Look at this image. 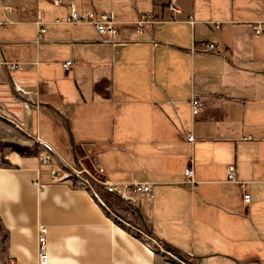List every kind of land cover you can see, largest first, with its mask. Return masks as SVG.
Listing matches in <instances>:
<instances>
[{
    "label": "crops",
    "instance_id": "crops-1",
    "mask_svg": "<svg viewBox=\"0 0 264 264\" xmlns=\"http://www.w3.org/2000/svg\"><path fill=\"white\" fill-rule=\"evenodd\" d=\"M170 2L177 21L135 31L138 12L162 17ZM71 6L112 12L128 42L102 43L91 24L53 22ZM37 11L46 27L40 44ZM256 20L264 0H0V60L18 62L14 72L0 64V264H37L39 225L47 264H182L116 223L71 176L52 182L41 148L70 165L89 149L110 181L151 182L152 198L138 196L135 206L109 195L115 212L142 221L187 263L264 264V35L252 34ZM206 42L222 52L201 51ZM192 94L204 103L194 121ZM229 165L247 182L248 205L227 180ZM187 166L193 189L182 183Z\"/></svg>",
    "mask_w": 264,
    "mask_h": 264
},
{
    "label": "built area",
    "instance_id": "built-area-1",
    "mask_svg": "<svg viewBox=\"0 0 264 264\" xmlns=\"http://www.w3.org/2000/svg\"><path fill=\"white\" fill-rule=\"evenodd\" d=\"M168 11L162 17H157L153 12L144 11L138 12L137 18L133 21L134 29L137 33H143L146 29H149L153 26L177 21L176 15L179 12V9L170 2L167 5ZM54 23H67V24H91L94 26L96 32L100 37V42L111 44V45H124L128 41L121 37L118 29V24L114 18L112 12H100L95 10L87 11H78L74 6H71L68 15L61 18H54ZM188 22L193 26L196 22L192 15H189ZM36 37L35 43L40 44L44 40L46 33L45 22L43 21V15L41 11L36 13ZM213 26L215 29H219L220 23L214 22ZM251 31L255 37L264 35V20H256L251 23ZM149 42L156 46L158 43L154 39H150ZM200 50L203 52H214L220 53L222 49L219 45L212 42H206L201 45ZM196 47L192 46L190 52H195ZM0 64L5 66L6 69L10 72H14L18 69V62L0 60ZM73 65V61L69 60L62 64L64 71L69 70ZM18 94L29 101H32L33 93L31 91L25 90L22 87H16ZM190 107V116L191 121L197 119L199 114L204 108L203 101L195 94H192L189 99ZM3 115L0 113V116ZM5 119L16 125L20 130L25 131V127L22 123L16 122L13 118L8 116H3ZM186 141L189 143L195 142V137L191 132L186 133ZM250 137H245V139ZM84 152L87 155L82 157L76 156L77 165L73 166L67 163L64 159L54 158L53 155L46 148H41L38 151V159L40 163H49L52 164L50 169V177L52 182H61L65 177L71 175L75 176V182L79 188L87 191L91 197L96 201L98 205L104 208L106 211H109L111 215L114 213L109 210L106 205V202L102 198V195L105 193L107 195H113L127 205L135 206L137 197L141 196L145 200L149 201L152 198V183L149 181H133L128 183H115L110 181L104 174H102V169L96 157L93 156L91 150L84 149ZM83 160H88L92 168H94L100 177H96L95 173L91 171L90 168L82 164ZM57 165H60L63 169V173H60L57 169ZM227 180L231 182H236L239 185L241 191L242 202L244 205H248L251 200L250 193L247 191V182L238 181L236 179L235 167L234 165H229L227 169ZM182 183H188L190 188L193 189L196 187L197 181L193 176V171L191 166H187L184 169V179ZM123 226L135 236L138 234L144 238V243L151 249L160 253L162 257L168 262H177L182 264H189L184 261L181 255L177 254L174 250L166 246L150 231L143 232L136 225H132L128 222L122 221ZM37 251L38 259L37 264H47V227L45 225H39L37 229Z\"/></svg>",
    "mask_w": 264,
    "mask_h": 264
},
{
    "label": "rangeland",
    "instance_id": "rangeland-1",
    "mask_svg": "<svg viewBox=\"0 0 264 264\" xmlns=\"http://www.w3.org/2000/svg\"><path fill=\"white\" fill-rule=\"evenodd\" d=\"M86 162L88 163V164H87V167L90 168L91 171H92L93 173H95L96 177H100V176H99V173H98L94 168H92V166H91V164L89 163V161L86 160ZM73 166H76V165H73ZM71 178H72V181H71L70 185L73 186V187H77V188H79V186H78L77 183L75 182V176H74V175H71ZM79 189H81V188H79ZM102 198H103L104 201L106 202V205H107V207L109 208V210H111V211L114 213V215H111V213H110L109 211H106V210L103 208L104 212H106L108 215L114 217V218H115V219L113 218L114 221H115L116 223H118L119 225L123 226L122 221L126 222V220L122 219L121 217H119V215H117V213L115 212V207L112 205V201H111V198H109V195H107V194L104 193V194L102 195ZM128 223H130V222H128ZM138 223H139V225H136L138 228H140L143 232H147V231H148L146 225L143 224L142 221H138ZM130 224H132V223H130ZM132 225H134V224H132ZM123 227L126 228L125 226H123ZM126 229H127V228H126ZM127 230L129 231L130 229H127ZM135 237L138 238L140 241H142V243H144V238H142V236H140V235H138V234H135ZM144 244H145V243H144ZM145 245H146V244H145ZM146 246H147V245H146Z\"/></svg>",
    "mask_w": 264,
    "mask_h": 264
}]
</instances>
